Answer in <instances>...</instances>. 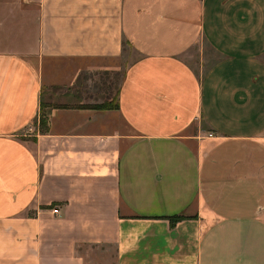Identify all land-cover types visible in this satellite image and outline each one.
Wrapping results in <instances>:
<instances>
[{"label": "crops", "instance_id": "obj_1", "mask_svg": "<svg viewBox=\"0 0 264 264\" xmlns=\"http://www.w3.org/2000/svg\"><path fill=\"white\" fill-rule=\"evenodd\" d=\"M0 264H264V0H0Z\"/></svg>", "mask_w": 264, "mask_h": 264}, {"label": "rangeland", "instance_id": "obj_2", "mask_svg": "<svg viewBox=\"0 0 264 264\" xmlns=\"http://www.w3.org/2000/svg\"><path fill=\"white\" fill-rule=\"evenodd\" d=\"M124 50L126 51L124 52V56L120 59L116 70L89 75V79H86L88 89H85V94H82L84 99L89 98L87 100L100 101L103 98L109 103H115L116 88L122 80L127 64L131 60L130 51H127V47H124ZM48 93H50L48 89L42 93L43 100H46ZM68 101H73V99H69Z\"/></svg>", "mask_w": 264, "mask_h": 264}, {"label": "trees", "instance_id": "obj_3", "mask_svg": "<svg viewBox=\"0 0 264 264\" xmlns=\"http://www.w3.org/2000/svg\"><path fill=\"white\" fill-rule=\"evenodd\" d=\"M90 108H96V109H102V110H106V109H113V108H117V103H109L108 101H104L100 104H93V105H84ZM38 126H39V130L40 131H45L46 130V119L45 117H43V115H38ZM183 218L182 216L179 215H175V216H171L169 217L170 223L174 224L177 220Z\"/></svg>", "mask_w": 264, "mask_h": 264}, {"label": "built area", "instance_id": "obj_4", "mask_svg": "<svg viewBox=\"0 0 264 264\" xmlns=\"http://www.w3.org/2000/svg\"><path fill=\"white\" fill-rule=\"evenodd\" d=\"M211 135H212V134H209V136H211ZM52 211H53L54 213H57V212H58V208H53Z\"/></svg>", "mask_w": 264, "mask_h": 264}]
</instances>
